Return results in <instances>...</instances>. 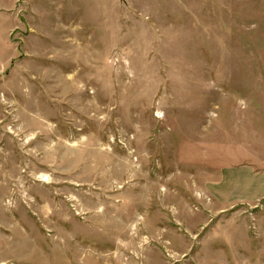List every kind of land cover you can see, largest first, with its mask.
Returning a JSON list of instances; mask_svg holds the SVG:
<instances>
[{
	"label": "rangeland",
	"instance_id": "374dc122",
	"mask_svg": "<svg viewBox=\"0 0 264 264\" xmlns=\"http://www.w3.org/2000/svg\"><path fill=\"white\" fill-rule=\"evenodd\" d=\"M0 264H264V0H0Z\"/></svg>",
	"mask_w": 264,
	"mask_h": 264
}]
</instances>
